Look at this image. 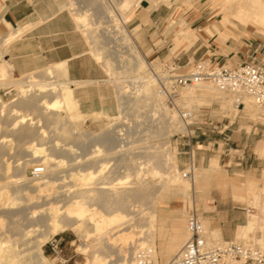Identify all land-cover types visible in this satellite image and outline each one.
I'll use <instances>...</instances> for the list:
<instances>
[{
	"label": "bare ground",
	"instance_id": "6f19581e",
	"mask_svg": "<svg viewBox=\"0 0 264 264\" xmlns=\"http://www.w3.org/2000/svg\"><path fill=\"white\" fill-rule=\"evenodd\" d=\"M69 1L72 20L87 38L90 55L114 87L120 120L110 118L113 124L101 133L84 131L80 122L103 114L81 111L67 63L16 78L5 56L28 27L0 36V88L18 89L8 103L0 96V264H51L42 248L67 231L91 241L78 247L90 257L88 264H136V253L144 247L153 248L154 264H159V256H176L189 238L187 221L169 229L158 227L162 204L182 197L186 205H194L203 183L219 171L218 159H212L208 168H197L192 161L180 172L171 137L188 132L194 111H186V106L198 108L202 94L212 92L224 110L239 108V101L259 108L246 96L238 100L205 82L186 85L172 105L159 94L158 80L149 76L150 66L126 25L143 1L149 2L144 12L150 14L170 0ZM212 1L222 14L218 32L239 24L264 37V0ZM188 26L183 21L174 24L175 46L199 39ZM182 111L191 118H183ZM14 149L19 158L11 161ZM29 166H42L45 173L28 178ZM258 180L249 176L240 186L229 183L220 194L225 200L231 192L257 211H248L233 241L254 243L264 251V239L251 237L264 232V187L259 189ZM240 190L244 195L237 194ZM199 216L209 245L229 242L218 229L205 230Z\"/></svg>",
	"mask_w": 264,
	"mask_h": 264
},
{
	"label": "crops",
	"instance_id": "0c3cea01",
	"mask_svg": "<svg viewBox=\"0 0 264 264\" xmlns=\"http://www.w3.org/2000/svg\"><path fill=\"white\" fill-rule=\"evenodd\" d=\"M66 8L65 0H0L1 37H6L20 27L30 28V31H26L27 33L25 32L26 34L24 33L25 35L23 34L24 36L22 35L21 39L19 38L11 43L5 59L12 64L15 76H23L48 66L66 62L68 78L81 105V111L89 113L92 112L93 104H96L98 99L90 87L77 86H86L101 82V80L94 76L95 64L88 58L87 44L77 31ZM206 15V12H188L183 15V19L201 39L189 51H185L184 48L179 49L177 54L171 57L172 61L179 65H187L191 63V60L197 62L210 59L212 62H218L219 64L226 62L232 65V63L247 62L251 58L259 61L264 59V48L261 45L254 46L245 43L240 46L233 45L229 41L226 42L227 38L224 37L223 32L216 30L217 24L210 28V19H207ZM175 17L176 13L170 14L159 11H153L150 14H144L141 11L135 15L134 29L138 28L139 32L137 43L146 58L171 56L167 52V48H158L157 42L158 39L163 40L164 29L169 31L171 22L176 21ZM209 35L217 36L223 45L218 44L214 37L211 38ZM165 43H169L168 38L165 39ZM172 50L177 49L173 47ZM246 110L251 111L248 110L247 106H244V113L252 119L251 114ZM216 127L223 129L203 130L199 135L189 136L186 143L188 145L186 155H189V158H185V161L181 160L179 166L184 169L186 165H190V162H192V156L190 155L194 151L198 152L196 164L200 167L205 166L206 163L209 164V161L212 160L210 158L212 154L218 153L222 145L221 160H224L227 164L233 161L235 167H242L243 171L260 177L264 172V159L259 156L262 145L264 147V125H253L251 134L231 129V123L220 124ZM231 150L243 151V154L232 157ZM199 152L202 156H199ZM221 198L224 201L222 196ZM173 199L183 200L182 197ZM204 207L205 211L210 210L209 204H205ZM185 208L186 205L170 213L168 219L178 220L173 225L183 224L184 218L181 216L185 215ZM161 212L162 209H159L158 227L161 229L171 228L173 225L168 226L167 218L165 221L159 222ZM202 217L205 230L218 229L224 241L234 239L246 221L242 214L226 211L222 215L225 221L221 223L220 228L216 226L218 225L216 219H208L203 215ZM166 242L168 243V240ZM174 256L175 254L172 253L161 255L158 263H168Z\"/></svg>",
	"mask_w": 264,
	"mask_h": 264
},
{
	"label": "rangeland",
	"instance_id": "374dc122",
	"mask_svg": "<svg viewBox=\"0 0 264 264\" xmlns=\"http://www.w3.org/2000/svg\"><path fill=\"white\" fill-rule=\"evenodd\" d=\"M65 2L67 5L66 10L68 14L70 15V17L73 19L72 13L70 11V7L72 6L71 5L72 3L69 0H65ZM214 5L215 3L212 0H170L169 5L161 4L158 7V9L153 10V11H159V12L170 13V14L176 13L175 20L177 22H180V21L186 22L183 19V15L188 12H193V13L206 12L207 14L206 18L210 19L209 25L211 28V26L217 24L218 21L222 17V14L219 12V9ZM147 6H149V2L143 1L140 6H138L132 11V16L127 21L126 28L129 31V33L132 34V37L137 45H138L137 40L139 39V32H138V28L134 29L135 28L134 18L137 13L141 11L144 12ZM176 21L171 22L169 31H167V29H164L165 33H164V37L162 38L163 40L158 39V42H157V47L162 48V49L167 48L168 50L167 52H169L171 56L166 57V58H146L145 57L147 64L150 66L148 70L149 76H153L155 72H159V71L161 72L162 70L167 69V67L168 68L176 67L177 74L185 75L191 72L194 64L196 63L194 60H191L190 64H187V65L180 64L179 65L178 63H175L171 59L173 55L177 54V51L179 49L181 50V48H184L185 51H189L193 46H195V44H197L198 40L201 39V37H199V39L196 42H191L190 44L184 43L179 47L175 46L174 41H173L174 34H175L173 31V26L174 24H176ZM168 25H167V28H168ZM236 25H237V28L230 27L232 30L230 29L228 31L226 29L223 30L224 37L226 36L225 33L229 35L228 37H226L227 38L226 42L229 41L230 43H233V45H240V46L245 43L254 45V46L261 45L264 48V37L257 35L256 30L254 28L243 29V27H241L239 24H236ZM75 27L77 31L79 32V34L83 37V40H85L87 44L88 58L91 61H93V63L95 64L94 76L101 80V82H96V83L89 84L86 86H77V87H84V88L90 87L98 99L96 101L97 103L93 104L94 106L92 105L93 106L92 112H89L87 114H92L94 112H101L103 114L102 115L103 117L100 116L101 118L97 116H92L88 118L84 123L80 122L79 126L86 132L101 133V131L106 130L108 125L110 126L111 124H113L111 122H114L115 118L117 120H120L115 90L112 84L108 81L109 78L104 73L101 65L96 62V60L92 57V55H90V51L92 49L87 41V38L84 36L83 32L76 24H75ZM188 29L192 30L190 25L188 26ZM29 31H30V28L28 27L27 32ZM22 37H20V39ZM209 37L212 38L214 36L209 35ZM166 38H168L169 45L165 43ZM214 40L218 44L223 45L218 40L217 36L214 37ZM120 46H122V44ZM172 46L175 47L177 50L173 51ZM203 60H206V59H203ZM212 63L214 64V66H217V65L230 66L226 62H222L219 64L218 62L216 63L213 61ZM238 64H239L238 62L232 63L231 67L236 66ZM156 65H158L160 69L155 70ZM46 68L34 71L33 73L25 74L23 75V77L22 76H15V77L19 79L24 78L28 75L44 71ZM205 83H208V82H205ZM17 92H18V89L15 85L4 86L0 88V96L2 100L6 103L10 102L12 98L16 97ZM202 97H203V100H202L203 105L199 106L198 108L197 106L193 108L191 107L189 108L186 106L185 102H183V105L186 106L187 108V109L185 108L186 111L188 109L190 111L191 110L194 111V117L192 118L191 123L188 126V132L186 131V134L185 132L183 134L182 132H178V134L176 133V135H173L171 137L172 151L174 154L177 155L179 163L181 160L185 161V158L186 159L189 158V155H186L188 151V145H186V143L188 141L189 136L191 135H194V134L199 135L201 134L203 130L205 131L220 130L223 128H218L216 127L217 125L219 126L220 124L224 125V124H229V123L232 124L231 129L237 130L241 133L243 132V133L251 134L253 130L252 128L253 125L255 124L264 125V111H262L261 109L256 110L253 104L246 105L248 110H251V111L246 110L249 114H251L252 119H250L244 113L245 112L244 107L242 106L239 107V110L238 108H235V107L224 110L222 106L220 105L218 96L215 93L207 92V93L202 94ZM80 109H81V105H80ZM105 116H110V117L106 118ZM110 118H111V122L109 120ZM14 147H17V145L14 144ZM222 148L223 146L221 145L219 152L213 153L212 156L210 157L211 159H218L219 171L217 172L216 175L212 174L210 176L211 178L208 181H206L205 184L203 183L201 192L199 190L201 194L200 193L196 194L197 201L195 202V204L193 205L191 203H187L186 205V203H184V199L183 200L182 199H172V200L170 199L167 202L163 203L161 206L162 212L160 213L159 222H163L167 218V223L169 227L173 225L174 223H177L178 220L168 219V216L170 215V213L175 211V209H179L183 207L184 205H186L185 218L183 219L184 224H186L187 217L190 214V212L192 210H195L199 214H202L205 218L216 219L217 220L216 222H218V225L216 226L220 228H221L220 226L221 223L225 221L224 218H222V215L226 211L237 212L239 214H242L244 218H246V214L248 213L249 210L251 211V213H254V212L257 213V211L254 210L252 207H251L252 209L251 208L248 209L247 202H245V200H242V198L237 197V199H235L231 192L230 194L229 193L227 194L226 196L227 200H224V201L222 200L220 193L224 189V187L229 188V183L234 182L233 184L237 183L236 185L238 186H240V184L242 185L243 183H245V181L247 180L249 176L250 177L253 176L254 178H256V180L259 179L258 187L259 189H261L262 187H264V172L262 173L260 177L257 178L256 176L251 175L249 172L243 171L242 167H235L233 161L227 164L226 162H224V160L220 159V155L223 152ZM201 149L202 148L200 147V150ZM230 153H231V156L234 157L235 155L243 154V151L231 150ZM10 154L13 157L11 158V161L19 158V152H17V149L11 150ZM190 156H192V161L194 162L195 167L208 168L210 163L209 164L206 163L205 166H201V167L196 164V161L198 159L197 151H194L193 153H191ZM199 156H202V154L200 153ZM259 156L262 159H264L263 145L259 152ZM190 165H191V162H190ZM190 165H186L184 169H182L179 166L180 172L182 171L185 172V170H187V168H189ZM228 165H230V167H228ZM34 167L35 166H29L27 168L26 175L28 178H31L30 172L32 171ZM122 172L123 170L119 171V173H122ZM243 193L244 191L242 190L237 192L239 196L244 195ZM212 201H215V204ZM205 204H209L210 210L205 211V207H204ZM219 219H221L220 222H219ZM75 233L77 232L67 231L65 233L58 234L55 237H53L47 244L43 246L42 248L43 254L45 257L48 258L51 264H88V259H90V257L87 255H83V253L80 251V249H78V247H80V245H82L83 243L89 244L91 241L90 240H88V242L84 241L83 239L80 238L79 236L80 234H75ZM252 235H251L252 240H254L255 237L256 238L260 237L264 239V232L259 231ZM231 240H227V241H231Z\"/></svg>",
	"mask_w": 264,
	"mask_h": 264
},
{
	"label": "built area",
	"instance_id": "2783aa9c",
	"mask_svg": "<svg viewBox=\"0 0 264 264\" xmlns=\"http://www.w3.org/2000/svg\"><path fill=\"white\" fill-rule=\"evenodd\" d=\"M176 67L155 72L158 80V92L165 96L169 104L179 98V92L188 84L208 82L217 89L228 92L241 100L248 97L259 109L264 111V59L255 58L233 67L214 66L209 59L198 61L191 72L185 75L176 73ZM244 107L239 101L238 107ZM183 112V118L191 114ZM45 173L42 166L32 169L31 178H39ZM185 173V178H191ZM189 238L177 255L167 264H264V251L254 243L229 241L211 246L206 240L199 213L192 210L187 218ZM152 247L140 248L135 256L136 264H154Z\"/></svg>",
	"mask_w": 264,
	"mask_h": 264
}]
</instances>
